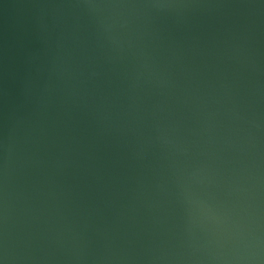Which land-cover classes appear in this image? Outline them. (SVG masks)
<instances>
[{"label": "water", "instance_id": "water-1", "mask_svg": "<svg viewBox=\"0 0 264 264\" xmlns=\"http://www.w3.org/2000/svg\"><path fill=\"white\" fill-rule=\"evenodd\" d=\"M0 264H264V0H0Z\"/></svg>", "mask_w": 264, "mask_h": 264}]
</instances>
